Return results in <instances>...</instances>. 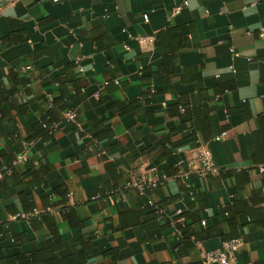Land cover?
<instances>
[{
	"label": "crops",
	"instance_id": "1",
	"mask_svg": "<svg viewBox=\"0 0 264 264\" xmlns=\"http://www.w3.org/2000/svg\"><path fill=\"white\" fill-rule=\"evenodd\" d=\"M176 6L181 8L174 13ZM183 25L189 32L172 53L174 75L158 84L155 73L162 57L154 38ZM261 29L264 0H0V80L27 105L22 113L5 106L0 149L15 156L25 152L35 166L39 159L52 166L39 186L24 188L38 213L43 211L40 194L56 200L52 191L60 185L70 193L68 204L84 223L70 228L58 210L50 209L64 239L61 254L71 251L70 242L94 236L86 264H191L223 241L240 238L229 264H264V225L259 223L264 221ZM140 37H151L152 44L140 43ZM72 77L81 86L73 121L56 122L48 139L38 137L29 144L11 140L10 121L16 122L21 138L26 136L39 122L44 100L57 95L60 81ZM225 84L232 87L215 92ZM147 89L161 91L145 102ZM177 103L185 114H177ZM196 124L207 129L204 143L220 172L191 174L183 183L174 177L176 165L194 157L197 148L169 147ZM104 126L112 137L95 139L92 133ZM221 132L225 136L215 140ZM195 135L203 142L199 131ZM152 167L168 178L140 195L130 182L135 175L151 178ZM192 190L195 200L189 196ZM148 199L161 216H154ZM233 199L238 235L228 238V215L222 209ZM6 204L0 196V220H12ZM179 210L200 217L188 227L191 242L183 253H178L184 241L179 226L191 220L179 217ZM14 227L34 244L50 237L44 228L33 231L27 220ZM0 247L18 251L10 238ZM22 248L29 250L30 242Z\"/></svg>",
	"mask_w": 264,
	"mask_h": 264
},
{
	"label": "trees",
	"instance_id": "2",
	"mask_svg": "<svg viewBox=\"0 0 264 264\" xmlns=\"http://www.w3.org/2000/svg\"><path fill=\"white\" fill-rule=\"evenodd\" d=\"M188 32V27L183 25L177 28L168 27L158 32L155 36L154 45L162 57L160 69L155 73V79L158 84L168 83L174 75V57L172 53L183 46ZM195 72L199 78L198 71ZM9 80L12 83L13 79L11 75ZM78 81V78L72 77L71 79L59 82L57 95L51 98V100H44L43 114L39 122L32 127L26 136L20 137L16 122L12 119L10 121L12 125L11 140L16 138L18 142L23 141L29 144L38 137L48 139L54 133L56 122L63 120L70 124L72 121H67L63 113L74 110L76 105L81 101V86ZM17 83L15 82V84ZM231 87L232 85L225 84L222 86V89H219V87L215 89V92L221 93L224 89ZM156 91H161V89ZM157 92H150L149 89L145 90L143 93L144 101H150L152 96ZM16 95V91L6 87L3 81L0 80V121L5 119V106L16 113H22L27 110V105L18 102ZM178 104L176 106L177 114H185L184 106ZM134 105H136L135 107L140 106L137 102ZM201 125L207 127V124L204 122ZM203 126L197 124L191 126L193 127L192 132L185 135L181 141L172 145L170 144L169 150L171 148L179 149L189 144L197 146L201 141L197 139L195 135L196 131L201 133L204 142L208 138V132H206L207 129ZM92 136L97 140L107 139L112 137V131L108 126H104L100 131L92 133ZM15 157V155L0 149V196L7 201L6 206H4L6 212L11 215L29 214V216H18L14 220H0V244L7 238H10L13 246L18 247V251L15 253L4 252L0 247V264H86L87 256L91 252L94 236L86 239L80 238L77 244L70 242L71 251L65 255L61 254V251L64 249V239L58 227L57 217L48 210V208L58 210L60 219L66 222L70 228L83 225L84 221L78 215L74 206L68 204L67 189L63 185L53 189L52 195L57 197L53 201L50 200L52 197L44 193L40 194L43 211L37 214H32L33 209L36 208L32 194L24 191L25 187L34 188L39 186L44 180L45 174L52 169V166L45 159H39L38 166H35L32 161L26 159L24 162L25 166H22L20 163L15 162ZM156 168L158 174H162L160 168ZM167 175H171V173ZM189 194L192 200H195V192L192 190ZM14 199L17 200L18 205L14 202ZM235 204L236 200L233 199L222 209L228 215L227 221L230 228L228 238L238 235L234 221L236 213ZM152 213H154L155 217L158 216L154 211ZM179 215V217L191 220L188 224L179 226L180 229H184V241L178 253H183L182 249L188 247L191 242L188 235V227L200 217L198 213L192 211L181 212ZM20 220H27L33 231H39L44 228L49 232L50 237L38 244H34L26 232H17L15 230L14 223ZM259 223L264 225V221L262 220ZM27 242H30L31 248L26 251L22 248V245ZM77 245H79V248H77ZM191 264H203V262L199 260Z\"/></svg>",
	"mask_w": 264,
	"mask_h": 264
},
{
	"label": "built area",
	"instance_id": "3",
	"mask_svg": "<svg viewBox=\"0 0 264 264\" xmlns=\"http://www.w3.org/2000/svg\"><path fill=\"white\" fill-rule=\"evenodd\" d=\"M58 1V0H54ZM187 2L183 1V5H185ZM181 6H176L173 9L174 13L179 12ZM264 30L261 29V32L259 33V36H263ZM139 42L142 44H152V38L151 37H140L138 38ZM231 52L233 54L237 55L236 52H234L231 49ZM93 96L97 97L98 92H94ZM64 118L67 121H73L75 118V112L73 110L64 112ZM225 132H221L214 136L215 140H220L225 136ZM197 151L191 159L186 160L185 162H181L176 165V173L174 174L175 178L180 179L183 183L186 182V179L189 175L195 174L198 176H206V175H216L220 172V168L217 167L214 162L212 161L211 152L208 149L206 143L200 142L197 146ZM27 159V155L25 152H21L16 155L15 162L21 163L25 162ZM151 171L153 172V176L149 179L142 178L141 176L135 175L133 177V180L130 182V185L135 187L138 190V193L140 195H145L146 191L163 184L168 176L164 174H158L157 168L152 167ZM68 198L70 197V193L67 194ZM146 205L150 207L157 215L158 217L161 216L162 210L156 205L154 201L151 199H148L146 201ZM50 210V208H48ZM182 211L179 210L178 214H180ZM38 210L35 208L32 211V214H37ZM22 216L27 217L29 214H15L11 215V219L14 220L16 217ZM241 245L240 238H232L229 240H225L221 243V247L215 251L207 252L204 254L202 258L203 264H212V263H219V264H229L235 255V252L238 250L239 246Z\"/></svg>",
	"mask_w": 264,
	"mask_h": 264
}]
</instances>
